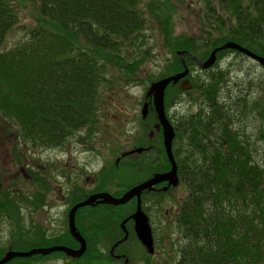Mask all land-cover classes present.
Returning a JSON list of instances; mask_svg holds the SVG:
<instances>
[{
    "label": "trees",
    "instance_id": "1",
    "mask_svg": "<svg viewBox=\"0 0 264 264\" xmlns=\"http://www.w3.org/2000/svg\"><path fill=\"white\" fill-rule=\"evenodd\" d=\"M168 1L163 0L161 9L156 6L146 18L142 0H0L1 117L10 123L23 143L36 148L63 147L83 131L90 135L98 123L99 88L109 82L110 69L115 68L129 77L139 70L144 58L129 62L125 49L142 46L148 21L158 23L161 35L164 34V46L174 56L168 74L157 80L183 70L177 56L179 51H187L204 61L215 48L233 42L264 58V0H214L212 7L207 1L216 14L214 25L218 35L202 42L171 35V16L164 11ZM26 4L35 12V23L28 28L24 41L4 48L8 34L19 21V9ZM228 53L242 55L223 50L216 58ZM184 59L188 65H195L189 57ZM209 75L208 80L193 78L191 74L187 77L190 91L195 90L204 97L207 106L201 110V122L191 128L193 148L178 162L175 157L179 183L188 193L176 214L182 244L175 264H264V81L250 77L244 94L240 92L232 100H221L225 74ZM171 87L165 92V109ZM252 121L256 122L252 124ZM142 123L146 133L158 135L152 128L158 122L151 105ZM125 164L131 166L130 158L120 165ZM114 177L111 175L108 181ZM135 181L130 178L117 184L113 196L120 197ZM105 183L102 185L108 186ZM45 194L46 191L42 199ZM147 194L150 198L141 197L145 214V204L161 196ZM83 198L72 196L70 207ZM134 210V204L79 209L75 225L86 242V251L80 259L87 256L97 259L94 240L85 236L79 222L81 214L104 225L103 230L115 232L104 260L130 264L129 254L120 252L122 248L126 252V244L132 238L149 257L134 232L130 230L125 238L121 227ZM91 230L93 234L94 229ZM52 242L55 243L50 245ZM52 246L79 247L70 235L51 241L38 237L12 241L5 253ZM5 253L0 252V259ZM52 254L15 258L7 264H34Z\"/></svg>",
    "mask_w": 264,
    "mask_h": 264
},
{
    "label": "rangeland",
    "instance_id": "2",
    "mask_svg": "<svg viewBox=\"0 0 264 264\" xmlns=\"http://www.w3.org/2000/svg\"><path fill=\"white\" fill-rule=\"evenodd\" d=\"M162 1L142 0L146 18L155 11L156 6L161 9ZM207 1L210 7L215 5L214 0H169L168 8L164 6L163 9L171 16V35L188 37L195 39L196 42L216 37L218 35L214 25L216 14L208 7ZM34 23L35 12L31 5L26 4L19 9V21L8 34L4 48H12L24 41L28 28ZM143 34L144 41L141 47L125 49L129 62L134 58H144L138 67L139 70L129 77L115 68L110 69L109 82L99 88L100 111L95 130L91 131L90 135L83 131L70 138V199L72 194L76 198L83 196L82 190H87V184L91 183L94 174L105 165L109 170L104 181L107 183L111 175L115 176L112 181H108V185L110 182L124 183L130 178L136 180L137 172L130 171L136 169L137 165H120L118 161L126 157H122L126 152L142 146L141 142L145 136L144 146L149 143L154 145L160 143L162 148L161 131L157 132L158 139L157 134L149 138L151 131L146 133L142 123L147 116L142 118L141 110L148 100L146 91L161 75L168 74L167 70L174 56L164 46V34L161 35L156 21H148ZM186 64L189 75L191 74L193 78L208 80L210 73L225 74L221 100H232L240 92L244 94L250 77L264 81V69L244 55L228 53L220 59L217 58L215 64L208 69L210 70L208 74L206 72L208 70L202 71L196 64ZM181 84L182 82H178L173 85L166 95L168 103L166 116L168 120L172 119L174 125H178L182 116L195 114L205 110L207 106L205 103L207 100H204V97L202 99L195 90L189 91L192 95L178 94L181 91L179 89ZM245 120L246 123L249 122ZM146 124L149 125V122ZM156 124H152L153 131H159ZM66 145L42 149L23 143L17 137L15 129L0 115V204L3 207V213L0 214V252L5 253L8 244L12 241H26L30 238L34 240L38 237L51 241L69 235L67 233L69 209L64 211L57 192V185L68 184L64 179L68 170L62 165L67 158ZM182 152L180 135L176 134L173 154L177 162L184 156ZM117 158L119 160L115 162ZM152 166L156 170L160 169L159 164L154 160ZM124 170L128 171L124 172ZM37 176L43 183L38 181ZM101 188L112 190L111 186L101 185ZM44 191L46 193L52 191L48 199L46 196L44 199L41 198ZM187 194L186 188L177 184L165 196H158L151 203L147 202L146 215L148 214L152 229L154 253L149 257L146 256L132 238L126 244L125 252L129 254L130 264H175L179 257L178 248L182 244V236L176 226V214ZM55 196L56 199H53ZM79 219L85 236L89 240H94L93 251L97 259L87 256L78 261H70L62 254H52L48 259L36 261L34 264H115L104 260L108 256L111 238L115 232L103 230L104 225L94 223V219L85 214L79 215ZM91 228L94 229L93 234ZM92 235L94 238H91Z\"/></svg>",
    "mask_w": 264,
    "mask_h": 264
},
{
    "label": "water",
    "instance_id": "3",
    "mask_svg": "<svg viewBox=\"0 0 264 264\" xmlns=\"http://www.w3.org/2000/svg\"><path fill=\"white\" fill-rule=\"evenodd\" d=\"M223 50L237 51L243 54L244 56H246L247 58L255 61L260 67L264 69V58L252 53L248 49L236 43L227 42L212 50L209 57L204 61L198 59L197 57H195L194 55H192L187 51L177 52V55L183 67V71L157 80L156 82L150 85L147 91L146 97L148 98V100L143 104L141 110V116L142 118H145L148 114L149 106L152 105V109L155 112L156 119L158 122L156 125L157 130L161 129L164 151L170 163L169 171L165 173L155 174L151 179L130 188L121 197L116 198L108 194L101 193L97 195H91L87 197L84 201L74 205L68 213L67 225L70 236L79 244V248L73 249L65 246H52L48 248L32 249L26 252L8 251L0 259V264H7L8 262H10L15 258H29L34 255L47 256L55 252H62L66 257L71 259L81 258L86 251V242L76 228L75 215L78 209L92 206L95 204L97 200H98L97 202L98 204L120 206V205H125L133 198H136L137 206L135 211L131 214L130 219L134 223V232L137 240L145 248L147 254L152 255L154 253V245H153L154 242H153L151 227L148 223V218L143 213L140 207L141 193L145 190L146 191L152 190L155 185L160 183H164V182L167 183L168 186L163 189L164 191H167L168 188L171 186L175 187L179 183L177 176V165L172 153V142L175 134L173 127L170 124L165 114V105H164L165 91L169 85L171 84L174 85L181 80H183V83L181 84V90H187L190 88V83L188 82V80H186V77L188 76L189 73V69L184 60V56H188L193 62H195L200 70H207L211 68L216 62V54ZM135 152L139 153L141 152V149H136L128 153H125L122 155V157L131 155ZM0 190H1V183H0Z\"/></svg>",
    "mask_w": 264,
    "mask_h": 264
},
{
    "label": "flooded vegetation",
    "instance_id": "4",
    "mask_svg": "<svg viewBox=\"0 0 264 264\" xmlns=\"http://www.w3.org/2000/svg\"><path fill=\"white\" fill-rule=\"evenodd\" d=\"M184 93H187V92H184ZM184 93H183V95H184ZM209 113H210V111L208 112V114ZM188 114H190V113H188ZM201 117H203V112L198 111L195 114H191L188 116L187 115L182 116L181 119L179 120L178 125H174L172 122V119L169 120V122L172 125L173 130H174V134H175L174 139L176 137V134L180 135V139L182 142V149H183L182 153H183V155H185V153L187 155V151L193 148V145H192L193 140L191 138V133H192L191 128L193 125L197 126L201 122V120H202ZM151 136H153V134ZM158 138H159V136L157 137V139ZM174 139L172 142V150H173ZM136 149H141V152H139V153L135 152L131 156L127 157V158H132L131 166L137 165L136 169H131V171H130V172H137V179L135 181L134 186L151 179L156 173H165V172L170 170V163L168 161V158L166 157L164 147H163V139H162V148L160 147V143L155 144V145L152 143H149L146 146H144V144H142V146H140L139 148H136ZM65 151H66L67 158H66V161L62 165H63V167H65L68 170L66 178H64L68 182V184L57 185V188H58L57 192L60 195L59 201H61V204H62V207L64 208V211H67L68 209L70 211V142L67 143ZM155 157H157V158L155 159ZM127 158L120 159L118 162L121 164L122 160H125ZM153 160L159 164V166H160V169L158 170L159 172H154L155 169L152 166ZM115 162H116V160H115ZM108 170H109V168H107L105 165L97 173L94 174L93 180L91 181V183L87 184V187H86L87 190H82L83 191V193H82L83 197L86 198V197H89L91 195H97V194H101V193H105V194H108V195L114 197L113 196V190L117 189L116 183H114V182L109 183L108 186H111L112 190H109V188H101L100 187L102 185V183L104 182V178L107 175ZM127 171L128 170H124V172H127ZM177 174H178V169H177ZM31 180H33V178H31ZM178 181L180 182V180H178ZM167 186H168L167 183L164 182V183H160V184L155 185L152 190L143 191L141 193V196H140V204H141V197L146 196V197L150 198V195L147 194V192H150L151 194L161 195V196H162V194L166 195L167 192L171 191V187H169L167 191L163 190ZM51 193H52V191L45 194L47 199ZM61 195H63V196H61ZM165 195H163V196H165ZM26 196H24V197H26ZM72 196H74V195L72 194ZM53 199H56V196ZM97 202H98V200L95 202L94 205L84 207L83 209H86V208L98 209L99 207L111 206V205H105V204H98ZM127 204H134L135 209H136L137 199L133 198ZM46 205H48L47 201H46ZM120 206H123V205H120ZM113 207H119V206H113ZM145 207H147L146 204H145ZM146 210H147V208H146ZM131 214H130V216H131ZM130 216L128 218H126V220L124 221L125 226H123V224L121 225L122 230L125 232V236L129 235L130 230H132L134 232V223L130 219ZM68 233H69V230H68ZM134 234H135V232H134ZM69 235H70V233H69ZM124 249L125 248H122V250H121L122 252H120L122 255H124L123 253H125Z\"/></svg>",
    "mask_w": 264,
    "mask_h": 264
}]
</instances>
